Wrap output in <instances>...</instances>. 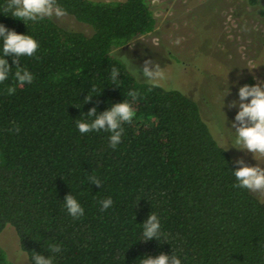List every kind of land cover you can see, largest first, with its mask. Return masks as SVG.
I'll list each match as a JSON object with an SVG mask.
<instances>
[{
    "label": "trees",
    "instance_id": "obj_1",
    "mask_svg": "<svg viewBox=\"0 0 264 264\" xmlns=\"http://www.w3.org/2000/svg\"><path fill=\"white\" fill-rule=\"evenodd\" d=\"M259 0H249L257 4ZM6 0H0L2 11ZM91 33L51 18L38 24L0 12V23L31 35L39 48L20 58L31 84L0 83V232L10 225L29 264L35 253L53 264H140L145 255H176L182 264H264V199L237 188L238 168L203 119L197 102L179 89L137 80L112 49L154 29L150 0H58ZM264 18V0L257 8ZM3 42L0 41V55ZM119 69L114 82L111 70ZM15 87L13 95L6 89ZM94 94L91 100L85 97ZM129 91H138L136 99ZM131 103L116 148L104 130L81 133L88 110ZM20 131L9 132L13 124ZM89 176L101 185L88 182ZM84 208L74 219L64 199ZM113 203L101 210L100 201ZM150 213L160 240L144 239ZM51 244L62 250L50 253ZM0 264H13L0 245Z\"/></svg>",
    "mask_w": 264,
    "mask_h": 264
},
{
    "label": "rangeland",
    "instance_id": "obj_2",
    "mask_svg": "<svg viewBox=\"0 0 264 264\" xmlns=\"http://www.w3.org/2000/svg\"><path fill=\"white\" fill-rule=\"evenodd\" d=\"M262 1L150 0L154 29L111 53L128 57L141 69L147 59L159 63L165 74L159 85L179 89L197 102L212 134L228 147L236 163L242 158L250 166L264 167V157L258 155L257 160L251 152L232 146L236 136L232 124L239 108L238 103L228 107L239 101L240 86L264 84V18L256 11ZM51 19L66 29L92 31L68 14ZM144 79L141 72L137 80ZM252 193L264 199V194ZM0 245L13 264H29L10 225L1 230Z\"/></svg>",
    "mask_w": 264,
    "mask_h": 264
},
{
    "label": "clouds",
    "instance_id": "obj_3",
    "mask_svg": "<svg viewBox=\"0 0 264 264\" xmlns=\"http://www.w3.org/2000/svg\"><path fill=\"white\" fill-rule=\"evenodd\" d=\"M5 15L22 20L26 25L31 22L33 25L38 24L45 18L55 17L61 19L66 15V10L58 4V0H6L2 11ZM0 41L3 42L2 55H0V83L5 82L12 73L13 65L5 57L11 56L13 64L16 66L14 79L19 84H31L34 81V75L27 68H22L20 58L24 56L32 57L36 54L39 43L28 33L21 34L15 30H10L0 23ZM176 44L180 40L175 41ZM120 62L124 63L129 72L137 79H140L141 72L145 82L151 87H158L159 82L165 78L163 68L159 63L151 59L144 61L142 69L132 65L126 56L120 55ZM111 79L116 81L120 75L119 69L113 67L111 70ZM15 87H8V95L15 94ZM95 88H92V95L85 97L87 102L91 100L94 94H98ZM128 96L136 99L140 96L138 91H129ZM239 101L233 100L228 107H236L238 103V112L232 124L236 136L232 146L237 149L247 150L257 159L258 155L264 157V84L258 82L255 85L244 84L239 87ZM250 98V100H249ZM87 120H78L77 127L81 133L104 130L110 133V147L116 148L120 144L124 133L123 125L131 123L135 117V111L126 100L112 103L109 108L101 113L97 112L96 107H92L86 113ZM9 132H19V126L13 124V127L7 129ZM228 148V147H227ZM226 148V149H227ZM225 149V150H226ZM258 160V159H257ZM240 167L233 170L237 188H245L252 192L264 194V167L259 165L250 166L241 158L237 160ZM88 182L91 184L101 185V181L96 176H89ZM65 208L69 215L77 219L84 214V208L77 199L69 194L64 199ZM113 201L111 197L100 201L101 210H107ZM144 239L150 240L155 238L160 240L162 235L161 223L156 214L150 213L148 218L143 222ZM62 250L61 245L51 244L48 247L50 253H57ZM34 264H53L54 257L44 256L35 253L32 257ZM140 264H182L181 259L176 255L161 253L155 257L145 255L140 258Z\"/></svg>",
    "mask_w": 264,
    "mask_h": 264
}]
</instances>
